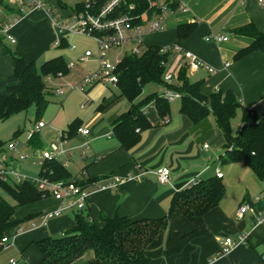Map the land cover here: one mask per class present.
Returning a JSON list of instances; mask_svg holds the SVG:
<instances>
[{
  "label": "crops",
  "instance_id": "obj_1",
  "mask_svg": "<svg viewBox=\"0 0 264 264\" xmlns=\"http://www.w3.org/2000/svg\"><path fill=\"white\" fill-rule=\"evenodd\" d=\"M10 1L5 0V5L15 9ZM174 1L178 8L168 18L165 30L148 35L145 38L146 46H182L216 69L212 74L204 69L191 71L192 74L189 72L191 82H202L203 95L210 97L218 91H232L242 100L243 106L264 117V53L255 52L242 59L235 58L241 49L253 42L251 38L235 33V30L253 24L264 33V8L258 4V0ZM78 3L68 7V3L63 2L66 5L63 8L58 0L61 20L68 17ZM0 14L3 15L0 18L2 25H12L10 33L15 38L21 29L31 30L39 26L47 29L51 38L57 36L53 16L47 7L27 12L17 21L16 9L9 13L0 7ZM182 24L197 25L194 33L184 40H180L177 34V28ZM210 35L229 39L217 44L206 41ZM1 37L10 45H18L17 38V42L11 44ZM3 41L0 45L7 48ZM13 72L12 58L1 54L0 94L6 93L7 88L14 84L11 80ZM163 92L164 88L158 93ZM114 99L116 100L104 101L94 130L82 126L90 131L88 136L78 134L83 139L82 145L88 143V146L82 148V169L74 176H79L84 181H93L86 187L90 195L86 208L81 213L87 215L100 228L105 226L103 216L112 218L119 215L134 221L160 219L169 214L177 192L197 181L217 177V170L220 169L226 186L223 200L216 208L193 222L183 216L172 219L166 232L147 250L151 264H264V220L258 223L264 218V182L244 163L224 164L225 154H219L213 162L209 160L212 141H208L207 137L211 134L219 137L222 132L215 117L211 115L195 125L186 115L180 113L181 102L177 100L179 104L174 106L172 102L170 115L163 119L155 103H152L145 109L152 128L141 133V141L136 147L126 150L114 138L113 125L121 114L129 111L131 104L125 98H120L119 92L114 95ZM210 123L214 124L208 128ZM67 130L62 131L60 136ZM64 136L66 143L68 138L67 135ZM204 145H208L209 149H203ZM65 149V159L59 160L70 170L71 158L80 148ZM99 157L100 161L97 160ZM18 164L19 161L13 163L15 167ZM163 167L171 170L170 182L165 185L159 183L157 176V172ZM141 172H146L144 179H129ZM114 178L122 180L117 188L101 189L102 186L114 182ZM244 205H249L250 210L240 217L239 210ZM60 207L59 201L47 198L17 208L15 219L28 216H35V219L7 233L14 240L7 250L13 248L18 254V257L9 259V264L11 260H16L18 264H40L42 255L34 243L63 236L75 227L78 211H66L62 216L41 224V214ZM33 222L37 223V227L32 228ZM239 236L246 237L243 245L218 256L224 248L222 242L225 239L237 240ZM93 258L94 254H87L77 264H84Z\"/></svg>",
  "mask_w": 264,
  "mask_h": 264
},
{
  "label": "trees",
  "instance_id": "obj_2",
  "mask_svg": "<svg viewBox=\"0 0 264 264\" xmlns=\"http://www.w3.org/2000/svg\"><path fill=\"white\" fill-rule=\"evenodd\" d=\"M137 5L135 14L142 15L148 12L149 17L160 12L159 9H150L148 0H128ZM173 10L178 8L174 0H164ZM63 8L66 5L59 0ZM0 7L8 8L5 0H0ZM76 11L83 9L82 4L75 6ZM138 23H144L140 21ZM2 22H0V27ZM196 24H182L177 28L178 38L184 40L196 30ZM235 33L247 36L253 40L251 45L241 49L236 59H242L255 52L264 53V33L253 24L235 30ZM3 41L2 37L0 42ZM69 46L67 36L63 35L59 48ZM158 46H147L141 55L127 53L117 68L118 84L116 86L119 97L125 98L131 107L128 112L121 114L114 122L113 136L120 146L126 150L136 147L141 141V133L152 128L145 109L155 103L161 118L166 119L171 112V102L163 94L153 93L142 98L145 87L156 84L162 88L180 93V113L186 115L195 125L202 123L213 115L217 125L224 135L226 158L224 164L244 163L253 170L260 181L264 182V117L243 106L242 100L232 91H218L210 97L202 94V82H191L189 69L183 67L175 84L164 82L166 65L171 62V53L162 54ZM13 60V85L7 88L6 93L0 94V122L6 121L20 113H26L35 107L38 116L42 115L50 104L45 78L65 75L69 68L63 56L55 57L38 67L34 62H27L16 52L5 48ZM242 113L243 128L237 136L232 132V121L238 112ZM79 122L73 123L64 133L67 138L78 135L81 128ZM29 144L40 147L39 134H31ZM6 144L0 142V150ZM39 178H47L53 182L75 181L86 188L92 180L84 181L79 176H73L66 165L59 159H50L42 162ZM38 178V179H39ZM37 179L28 178L21 183L0 182V191L7 192L14 200V204L0 195V253L4 251L2 239L9 231L17 226L35 219L28 216L24 219H15L17 208L27 206L44 199L47 195L40 191ZM226 194V186L221 178L214 177L200 180L195 184L177 192L173 197L169 214L156 220L134 221L115 215L112 218L102 217L105 226L100 228L87 215L78 211L75 217V227L63 236L48 238L34 243L40 251V264H77L88 253L93 252L94 258L84 264H151L147 254L149 246L166 230L172 219L183 216L189 221L204 216L216 208ZM221 252L218 256H221Z\"/></svg>",
  "mask_w": 264,
  "mask_h": 264
},
{
  "label": "built area",
  "instance_id": "obj_3",
  "mask_svg": "<svg viewBox=\"0 0 264 264\" xmlns=\"http://www.w3.org/2000/svg\"><path fill=\"white\" fill-rule=\"evenodd\" d=\"M17 11L18 18L24 17V14L31 12L32 10H43L46 8L48 0H11L10 1ZM150 9H159L160 12L153 14L149 17L148 12L138 15L135 14L137 5L134 2L128 0H81L83 9L76 11L74 8L71 14L58 20L53 17L54 25L58 33L63 35H84L91 37L97 44V52L94 54L88 50L85 55L80 58V61L86 62L91 58H95L98 63L97 70L91 75L87 76L78 88L82 91H86L90 87L97 84H106L117 86L118 75L117 68L121 63L119 57H115L114 63L108 59V54L112 49L124 48L126 46L131 47L129 54L141 55L147 49L145 38L148 35L159 33L165 30L166 23L174 10L165 3L157 2L156 0H148ZM258 4L264 8V0H258ZM184 7V5H183ZM186 11V10H185ZM51 12V10H49ZM53 16V15H52ZM62 18V17H60ZM144 23H138L140 21ZM11 24H4L0 27V36H3L11 44L17 42L16 38L10 33ZM229 38L220 35H210L206 38L208 42L221 43L228 41ZM59 42L56 43V46ZM75 49V46L72 47ZM162 54L175 55V59L166 65V73L164 75V82L172 85L175 84L178 78V73L183 67H187L190 71H198L204 69L209 73H215L216 69L207 65L205 62L198 59L194 54L182 48L178 44L169 46H163L161 48ZM59 77L64 76L59 74ZM50 79V78H49ZM59 96H64L63 89H57L55 92ZM163 97L169 102L180 100L182 95L176 93L170 89H165ZM47 125L40 121L33 129V133H38ZM78 134L82 136H88L90 131L86 128H79ZM65 136L61 135V142L59 145L52 144L48 150H45L42 155L43 161L50 159H58L61 156L67 154L65 149ZM88 143L84 144L82 148H87ZM203 149H209L208 145H204ZM28 155L22 151V148L15 141L10 142L5 146V149L0 150V182L9 183H21L28 179V177L22 175V173L16 170L13 165L17 161H26ZM101 160V157L97 159ZM218 178L222 179V172L220 169L216 173ZM146 176V172H141L129 179L142 180ZM158 181L160 184H169L171 177V170L168 167H163L157 172ZM114 182L102 186L101 189L112 188L115 189L122 182L120 178H114ZM36 184L40 191L47 195V198H54L61 203V207L57 210L46 212L39 217L41 224H45L49 220L62 216L66 211H81L86 208V202L90 195L86 188L75 181H59L53 182L47 178H39L36 180ZM195 184V183H193ZM192 184V185H193ZM191 186V185H190ZM250 210L249 205H244L239 210L240 217ZM264 220L260 219L258 223H262ZM37 227V223L33 222L32 228ZM21 231V230H20ZM14 240L5 236L2 239V247L4 250L9 249L13 245ZM246 242L245 236H239L237 240L227 238L223 241L221 255L227 254L231 249L243 245ZM10 264H18L16 260H11Z\"/></svg>",
  "mask_w": 264,
  "mask_h": 264
},
{
  "label": "rangeland",
  "instance_id": "obj_4",
  "mask_svg": "<svg viewBox=\"0 0 264 264\" xmlns=\"http://www.w3.org/2000/svg\"><path fill=\"white\" fill-rule=\"evenodd\" d=\"M61 1L68 3V7H72L73 3L80 2L81 0ZM156 1L162 2V0ZM46 7L47 10H51V15H53L55 19L61 21V9L58 6V0H49V4ZM68 10L70 11L71 9L69 8ZM2 16L3 15L0 14V18ZM56 35V38H51L48 30L39 26V28L31 30L21 29L19 35H16L18 45H10L3 41L6 47L12 52H16L29 63L34 62L38 67L55 57L63 56L69 68L68 72L62 77L50 76V79L45 78V85L50 93V104L41 116H38L35 107H32L26 113H20L6 121L0 122V142L7 145L15 141L19 144L23 149L22 151L27 154L29 158L26 161H19L20 164L15 168L20 171L22 175L31 179L39 178L43 162V152L50 147L52 143L57 145L60 144V134L62 131L68 129L69 126L75 122H79L81 126H88L90 129L94 130L96 123L99 122L100 109L104 101L116 100L114 99V95H118V90L113 85L97 84L86 91H82L78 88L81 82L87 76L95 72L98 67L95 58H91L86 62L80 61V58L84 56L85 52L88 50L96 54L97 44L93 38L84 35L70 34L67 36L69 46L59 48V45L55 46L54 43L59 42L60 44L61 36H59L58 33H56ZM0 46V55L4 54L11 58L6 52L5 47L2 45ZM73 46H75V49H72ZM18 47H20V51H18ZM130 50L131 47L129 46L112 49L108 54V59L110 62L114 63L115 57L122 59ZM175 57L176 56L173 54L171 56V61H173ZM189 72L192 74L191 71ZM192 79H194V77ZM57 89H63L65 95H57L55 93ZM162 90L163 88L156 84H149L145 87L142 98L153 93L161 92ZM177 104H179V101L173 102L174 106ZM40 121L44 122L48 127L39 133V141L41 144L40 147H35L29 144V140L35 125ZM213 124L214 123H212V125ZM212 125L210 123L208 128H211ZM242 128V113L239 111L232 121L233 135L237 136ZM207 139L208 141H212V149L208 153L209 160L213 162L219 154L226 155V146L222 132L219 133V137L211 134L210 136L208 135ZM82 143L83 139L78 135L68 138L65 143L67 149L80 148L73 154L70 161V172L73 176L79 174L82 169ZM58 159H65V157L62 156ZM0 195L14 204V200L7 192L0 191ZM88 254H92L93 256V252ZM12 257H18V254L13 248L3 251L0 253V264H9V259Z\"/></svg>",
  "mask_w": 264,
  "mask_h": 264
}]
</instances>
